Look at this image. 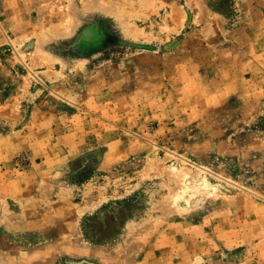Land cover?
<instances>
[{
    "label": "rangeland",
    "instance_id": "374dc122",
    "mask_svg": "<svg viewBox=\"0 0 264 264\" xmlns=\"http://www.w3.org/2000/svg\"><path fill=\"white\" fill-rule=\"evenodd\" d=\"M0 264H264V0H0Z\"/></svg>",
    "mask_w": 264,
    "mask_h": 264
},
{
    "label": "bare ground",
    "instance_id": "6f19581e",
    "mask_svg": "<svg viewBox=\"0 0 264 264\" xmlns=\"http://www.w3.org/2000/svg\"><path fill=\"white\" fill-rule=\"evenodd\" d=\"M199 183V182H198Z\"/></svg>",
    "mask_w": 264,
    "mask_h": 264
}]
</instances>
